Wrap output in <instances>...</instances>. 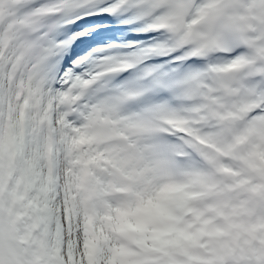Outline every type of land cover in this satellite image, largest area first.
Returning <instances> with one entry per match:
<instances>
[{
	"label": "snow or ice",
	"instance_id": "snow-or-ice-1",
	"mask_svg": "<svg viewBox=\"0 0 264 264\" xmlns=\"http://www.w3.org/2000/svg\"><path fill=\"white\" fill-rule=\"evenodd\" d=\"M0 264H264V0H0Z\"/></svg>",
	"mask_w": 264,
	"mask_h": 264
}]
</instances>
